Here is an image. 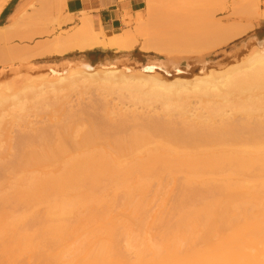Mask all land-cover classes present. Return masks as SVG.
<instances>
[{
    "label": "bare ground",
    "instance_id": "bare-ground-1",
    "mask_svg": "<svg viewBox=\"0 0 264 264\" xmlns=\"http://www.w3.org/2000/svg\"><path fill=\"white\" fill-rule=\"evenodd\" d=\"M7 1L0 0V13ZM154 1L145 0V14L135 18L140 29L136 32L106 36L95 31L84 16L79 27L39 44L34 50L26 52L20 48V51L10 49L3 53L4 58L13 57L14 60L15 57L16 60L20 56L23 59L63 56L96 48L125 52L135 47L137 36L145 29L151 38L143 39L140 50L156 54L158 58L139 68V72L136 71L138 77L132 75L135 70L130 67L126 69L129 75L122 74V67L99 71L82 65V70L68 67L65 74L49 70L46 76L30 78L34 80L27 79L23 85H17L9 97L0 100V177L4 180L0 178L3 182L0 191L1 187L9 189L0 193V257H3L0 264H7L4 255L8 251H15L18 256L32 254L33 257L40 252L51 260H63V264H264V94H247L245 86L255 81L264 82V41L259 42L252 55L251 67L238 75L229 78L226 75L221 80L219 74L209 70L202 76L208 61L199 59L201 68L193 79L179 78L168 82L169 75H179L182 71L180 60L186 62L185 71L189 67L187 57L177 60L174 55L179 51V54L187 52V49H179L193 46L191 41L196 32L190 35L189 23L195 24L191 20L198 21V17L202 19L208 15L204 4L210 0H159L161 4L162 1L163 4L179 2L180 7L175 3L172 6L159 3L158 9L153 5L158 0ZM173 6L183 8L179 16L173 15ZM255 17L264 19V11ZM62 20L61 23L58 21L59 25L69 21ZM233 26L237 25H218L214 31L219 33V38L218 35L211 38L209 32V40L204 41L205 36H200L204 45H200V49L194 45L199 54L221 47L223 44L218 45L219 40L225 45V38L240 36L247 29ZM10 36V29L0 26V43ZM193 42L200 44L198 40ZM131 76L132 81L135 80L133 76L137 77L135 82H130ZM93 82L104 89L116 82L123 84L127 93L146 96L145 102L149 97L158 98L155 101L161 99L166 109H171L170 106L177 102L175 107L181 112L174 111L178 115L176 119L171 111L166 113L167 118L162 116L161 119L160 115L156 118V114L155 117L149 115L150 118L140 117L141 112L137 115L132 112L134 110L130 114L120 111L122 114L118 117L116 111L114 114L104 111V115L101 113L97 117V113L91 119L92 113L84 108L72 110L65 106L67 95L62 90L67 94ZM43 96H47V100ZM49 96L54 98L48 99ZM129 96L133 98L131 94ZM171 99L177 101L171 104ZM190 99L198 101L200 105L195 108L200 111L187 115L188 110L186 112L184 108L192 102ZM28 100L33 101L30 109L24 107L30 104ZM10 102L20 105L17 122L25 123L26 118L32 113L37 114L35 109L40 108L42 113L48 114L45 115L49 124L42 122L43 126L38 129V126L36 129L29 127L11 137V128L18 124L3 120ZM89 107L94 109L92 104ZM45 115L39 112L37 116ZM235 115L240 119L237 120ZM149 192L162 195V200L167 198H163L165 193L168 198L173 195L170 192L177 193V201L171 205L173 209L168 205L171 213L164 212L167 208L157 195L160 198L156 199L162 202L155 203L156 209L158 206L163 212L152 216L151 211V218L143 217L151 202L147 200ZM154 198L150 200L156 202ZM38 207H44L45 214L36 222L54 233L50 238L56 245L78 234L79 227L88 224L101 225L98 233L122 236L128 244L121 249L108 240L95 243L93 236L78 245L45 249L42 244L48 240L32 239L24 228L29 217L37 215L31 211ZM116 207L128 211V217L120 225H130L135 230L114 229L117 221L111 213ZM19 210L20 213L8 215ZM156 226L160 227L159 231H155L153 237L148 236ZM214 238H219L218 245L210 248L196 245L200 240L208 243ZM129 257L132 261H127Z\"/></svg>",
    "mask_w": 264,
    "mask_h": 264
},
{
    "label": "rangeland",
    "instance_id": "rangeland-1",
    "mask_svg": "<svg viewBox=\"0 0 264 264\" xmlns=\"http://www.w3.org/2000/svg\"><path fill=\"white\" fill-rule=\"evenodd\" d=\"M57 1H58V3H57ZM60 1L62 2V0H55V1L54 0H8L7 3L4 5L2 12L0 13V26H4V25L7 26L8 29H10V31L12 32V36H10L11 38L9 37L7 39L8 41L6 40L5 42H3V44H2V42L0 43V100L3 98L9 97L11 90H15L17 85H20V84L23 85L24 83H26L27 79H30V78L36 79L37 77H41V76L43 77V75L46 76L47 73L50 71H57V72H60V74H61V72H63L65 74L67 72L68 67H70V70H82V65H86V66L88 65L91 68H93V70L96 69L99 71L104 70V69H109V68L110 69H112V68L117 69V68L122 67V74H124V75H127V74L129 75V73L126 72V69L128 67H130L131 70H135L134 72H132V75H136V74L138 75L139 68H141L143 65L147 64L151 60H155L158 58V56L156 54L145 53V52H142V50H140L141 45L144 42L143 39L146 40L148 37L151 38L150 32L148 34L147 31L145 32V29H142L144 27L141 28L142 29L140 32L141 35L137 36L135 47L130 51L118 52V51L109 50V49H98V50H95L94 52H91V53L86 52V51L85 52L75 51L72 53L70 52V53L63 55V56H45V57H39L38 56V58L36 56V57H34L35 59L34 58L31 59L32 56H30V58L26 57V59H23L22 56H20V59H19V57L17 56L18 58L17 57L16 58L18 60L17 59L15 60V57H14V60H12L13 57H11L12 59L11 58L10 59L4 58L3 53L6 50H10V49L19 50L21 48L20 50H23L26 52L31 51V50H34V48L36 46H38L39 44L50 42L55 37L62 35V34H65L66 32H71L73 30L74 27L68 28V25H67L68 22H64V24L62 23L60 25L58 23V21L61 23L63 21L62 19H65V21L67 19H70V16H68L66 13H64V9L60 8V5H61ZM142 1H143L142 10L136 14L134 19L130 20L126 24V26H127L126 31H130L133 33V32H136V30H140V29H138V25L135 21L136 20L135 18L137 17V15L143 16L145 14L146 2H145V0H142ZM155 1H154V3H155ZM177 1H180V0H177ZM243 2H245L247 4H245ZM159 3H160V1L158 0V1H156L155 4H153V3L152 4L154 6L156 5V9H158L157 7L161 6L163 4V1H162V4L160 3L161 5H159ZM174 3L178 4V6L180 7L179 2L178 3L174 2ZM174 3L173 4L169 3V4L172 6V5H174ZM206 3H208V4H206ZM206 3L204 4V6L206 5L205 9L207 10L208 15H206V17L204 16L202 19H201V17H198V19H197L198 21H196V19L191 20V21L195 22V24L196 23L197 24L195 26V24L190 21L191 22V23H189L190 27L188 26V29H187L189 32H191V34L190 33L189 34L192 36L196 32V34H195L196 38L194 35L193 39L198 40L200 42V44L197 43V45H196V43L193 42L194 41L193 40V41H191L193 43V46L190 44V46H188L189 49L187 47L185 49H179L182 51L187 49V52H185V53L183 52V53L179 54V52H180L179 51L178 54H177V52H175L176 53L175 55L173 54L174 58H175V56H177L175 58L177 60H180L182 58L187 57V59L189 61L188 62L189 67L185 71L184 65L186 62L180 60L181 62L179 61V64H180L179 68L182 71L180 72L179 75H173V74L169 75L168 82H173L174 80L179 79V78H181L183 80H191V78L193 79L194 76L199 74V71L201 68V64L199 62L202 60L208 61V63L205 66L206 69L203 71L204 74H202V76H205V74L207 75L209 70L212 73L214 71L215 73L219 74L218 76L222 77L221 80L222 79L224 80L227 77L226 75H228V78H229V76L231 77L232 75H238L239 72L245 71L251 67L252 62L250 59H251L252 55L254 54V52L256 51V48H258L259 42L263 43V41H264V30H258L257 29V25L258 24L261 25L263 20L260 18L256 19V17H255V14H258V13L260 14L264 11V10H262L264 8V0H223V1L222 0H215V2H214V0H210V2L208 1ZM251 3H252V5H251ZM157 4H158V6H157ZM164 4L167 5L168 3L165 2ZM169 4H168V6H169ZM245 5H247V6H245ZM175 6H173L172 9H175ZM194 6H197V4H194ZM206 7H208V8H206ZM201 8H203V7H201ZM209 8L212 9L213 11L210 10ZM246 8H248V9H246ZM170 10H171V8H170ZM176 10L178 11V13L176 12ZM239 10H240V12H239ZM248 10H250V11L248 12ZM174 11L177 14L174 13L173 15L179 16L180 15L179 13L180 12L182 13L183 8L179 9L177 7ZM241 13H242V15H241ZM231 14H233L232 18H230ZM239 14H240V16H239ZM246 14H247V16H246ZM252 15L254 18L252 17ZM10 16H12L13 18L12 17L10 18ZM199 18H200V20H199ZM205 18H206V20H205ZM11 19H12V21H11ZM60 19H61V21H60ZM215 23H217L219 26L220 25H222V26H228L229 25L232 27V25H237V26H233V27H237V28L238 27L239 28L244 27V29L246 27L247 29H245L244 34L242 33V35L240 34V36L237 35L235 38L231 37L232 39L229 37L225 38L226 39L225 45H224V41L220 42V40H219L218 45L223 44V45H220L221 47H219V46H217L216 48L213 47L210 50H206L202 53L200 52V54H199V50H198L199 46L204 45V44H201L203 41V38H201L200 36H202V37L205 36L204 41H206V38L209 35V33H210L209 36L213 39L215 37H217V35L219 34L218 32H216L218 25L217 24L215 25ZM213 25L215 27H213ZM192 26L194 29L192 28ZM214 29L216 31H214ZM196 30L198 31V33ZM192 32H194V33H192ZM204 32H206V34H204ZM199 33H201V34L198 36ZM213 33H215L216 35L215 34L213 35ZM212 35H213V37H212ZM211 38H207V40H209ZM218 38H219V35H218ZM200 39H202V40H200ZM227 39H230V40H227ZM194 45L198 48H195ZM191 52H193V53H191ZM194 52H196V53H194ZM188 53L192 57L189 56ZM196 54H198V55H196ZM181 55H182V57H181ZM24 58H25V56H24ZM192 59L194 61H192ZM196 59H198V61H196ZM199 59H200V61H199ZM226 69H228V70H226ZM224 70L227 72H225ZM136 71H138V72H136ZM229 71L231 73H229ZM220 73H222V75H220ZM223 75H224V78H223ZM136 76H133V77H135L134 78L135 80L138 77V76L137 77ZM34 79H30V80H34ZM132 79L133 78L131 76L130 82H135V80L132 81ZM218 79H219L218 81H220V78H218ZM97 85L98 84L94 83V82L90 83V84H83L82 85L83 87L79 86L78 89L75 88L70 93L69 92L67 93V91H66L67 94H65V92H64L65 90H62L63 94L67 95V99L65 100V102H66L65 106H67V108H71L72 110H80L81 108H84V110H87L89 113L90 112L92 113V114L90 113L91 119L93 117L95 118L97 113H98L97 117L99 115H101V113H102V115H104V111H108V112L111 111L113 114L116 111L117 112V113H115L116 117H118V115H120L122 113L128 114V112H129V114H130V113L134 112L137 115L142 114V116H140V117L146 116V118H148V117L150 118V116L155 117V114H156V118L158 117V115H160L161 117L163 116L164 118H167L168 115H166V113H169L170 111L172 112V114L174 113L175 110H176L175 113L181 112V110L179 108H177V106L175 107L177 100L171 99V102H170L171 104H172V102H174V103L176 102V103H175V105L170 106L171 109H166L163 106L164 104L162 103L163 101L161 102V99H159L160 101L159 100L155 101L154 99H158V98H156V97L152 98L151 97L152 99H150V97L147 96V97H149L150 100L146 99V102H145L144 99L146 98V96H144L145 98H142L143 96L141 93H139L140 96L137 95L136 92H135V95H134V92L133 93H127L128 90L125 89L124 87H122L123 84L121 86L120 84H117V82H116L113 85H111V87L113 86L112 88L107 87L109 90L107 88L104 89L103 87L99 88ZM245 86L247 89V91H246L247 94H251V95L264 94V82L255 81L253 83L246 84ZM112 89H114V90H112ZM106 90H108V91H106ZM110 91H112V92H110ZM62 92H61V94H62ZM111 93H112V95H111ZM68 94H70V95H68ZM113 94L115 97L113 96ZM120 94H121V96H120ZM127 94H128V96H127ZM129 94H131L133 96V98L136 97V99H134V100H137V98L139 100V98H140L139 102H138V100L137 101L132 100L133 98H131L129 96ZM45 95L48 96V93H46ZM50 95L53 96L52 93ZM47 96H43L42 98L45 97L44 99L47 100V98H46ZM122 96H123V98H122ZM50 97L51 96H49L48 99H50ZM53 98L54 97H51V100ZM103 98H105L106 101H102V100H104ZM193 100L190 99V101H192V102H188L189 106L188 107L186 106V108H184L185 111L188 110L187 115L194 114V113H192V111L195 113L200 111V108H195V107H198V104H199L198 101L196 100L197 102H195V99H193ZM133 101L135 102L134 104H132ZM32 102L33 101H31V102L29 101L30 106L27 105L28 103L26 105L24 104L25 105L24 107L27 106L26 108L30 109ZM25 103H26V101H25ZM91 104H92V107H94V109L89 107V106H91ZM135 104H136V106H135ZM87 105H89V106H87ZM78 106H79V108H78ZM115 106H117V108ZM35 107H37V105ZM144 107H146V108H144ZM190 107H192L191 110H189ZM199 107H201V106H199ZM33 108H31L32 111H33ZM19 109H20V105L18 103L15 104L13 102L11 104V102H10V106L6 109L5 115L3 116L4 117L3 120H5L6 122H10V123L12 122L16 125L18 124L14 128H11V130H12L11 137L15 136L17 131H19V130L24 129V131L25 130L27 131L30 129L29 127H34L36 129L37 126H38L37 129H38L45 124L44 122H46L47 125L49 124L48 123L49 121L46 118V116L48 114L46 112L42 113L41 112L42 109H40V108H38V110L35 109L37 111V114L36 113H32V115L30 114V117L26 118L25 123L17 122L20 119L19 118L20 117ZM127 109H128V111H127ZM195 109H198V110H195ZM99 110H102L103 112H99ZM132 110H134V111H132ZM189 111H191V112H189ZM39 112L41 113V115H45V114H47V115L41 116V117L37 116V115H39ZM140 112H141V114H140ZM228 112H230V111H228ZM175 113L172 115V117L174 119L178 118L177 117L178 115ZM228 114H230V113H228ZM115 115H112L113 118H115ZM160 116L158 118H160ZM163 117L161 119H163ZM235 117L237 120L240 119L239 115H235ZM1 121L2 120H0V124H1ZM27 121L30 123H28ZM39 121H41V122H39ZM42 122H43V125H42ZM38 124H40V125H38ZM27 128H29V129H27ZM0 178L2 179V181H4L2 177H0ZM1 179H0V183L2 184L3 182H1ZM6 190L9 191V189H7V187H1L0 193H3V191H6ZM149 193H151V192H149ZM149 193H147V194L149 195ZM170 193L173 194L170 196L171 198H168L169 197L168 193L167 194L165 193L166 195L164 194L163 198L167 197V198H164L166 200H162V195L157 194L158 196L160 195L161 198L160 197L159 198L162 201H164L163 206H165V209L167 208L169 210L168 211L166 209V210H164V212L166 211L168 213H171L170 209H173L172 206H174L175 205L174 202L177 201L175 199V197H178L177 193H174V192H170ZM152 194H153V192L150 195L152 197L154 196L155 197V198L153 197L154 199H156V197L158 198V196L155 193L153 195ZM150 195H149V198L147 197L148 198L147 200L154 203L155 206L153 204H151V202H150V204H148V206H147L148 209L145 210V212H147V213H144L143 217L147 216L148 218H151L152 216H154V214H156V212L158 213L161 211L160 209H158V206L156 209L155 203L160 204V202H162V201L160 200V202H159V200H158L159 198H158V199H156V202H154V200L153 201L150 200V199H153V198H151ZM168 205H170V207H172V208H170ZM156 210H158V211H156ZM44 211H45L44 207L43 208L38 207L37 209L32 210L31 213H33L34 215L37 214V215H35L36 218L35 217H29L30 221L25 224L26 226L24 228H27L28 234H30L32 236V239H35V240L47 239L48 243L42 244L45 249L49 250L52 247H57V246H61L64 248L67 245H70V246L78 245L80 243L88 242V238L89 237L92 238L93 236H95V239L93 240V242H95V243H102L103 241L108 240L110 244H114L116 247H120L121 249H122V247L125 248L126 244H128L127 239L122 237V236H119V235L109 236L107 234L98 233L99 230L102 228L101 225H90V224H88V225H83V226L79 227L80 232L78 234H76V235H74L68 239H64L61 242V245H60V243H59V245H56L55 242H52L51 241L52 239L50 238V236L53 235L54 233H51L50 230L46 229L45 226L36 222V219H40L43 217V215L45 214ZM20 212H21L20 210L19 211H13V212L8 213V215H10L11 213L16 214V213H20ZM150 212H151V214H153L152 216H150ZM153 212H155V213H153ZM161 212H163V210ZM111 214L116 218L115 220L117 221V222L115 221L116 227H114V229L121 230V229L125 228L127 230H135V227H133V226H130V225L121 226L120 225L121 221L128 217V211L121 210V209L116 207V209L114 211H112ZM38 216H39V218H38ZM33 220H35V221H33ZM145 221H148V220L146 219ZM158 228H160V227H157V226L154 227V229L150 231V233H149L150 235L148 234V236L153 237V235L156 234L155 231H159ZM217 239H219V238L211 239V240H209L208 243H203V241L200 240L196 243V245L199 248H210L214 245L219 244V243H217V241H218ZM8 241H10V240L8 239ZM33 244L35 245V243H33ZM232 244L237 245V246L244 245V243H232ZM254 244H258V243H254ZM10 245H11V243H10ZM126 253H128L129 255H131V254L134 255V252L132 253V251H131V254H130V252H126ZM126 253H125V256H126ZM129 255H127V257ZM39 256H42V258H39ZM131 257H129V260H127L126 258H124V259H126L127 261H130ZM2 258L3 257H0V263L2 261ZM132 258H133L132 260H134L135 255ZM4 259L6 260L7 264H10V263L11 264H63V260H60V261L51 260L49 257L43 255L40 252L37 253L36 257H33L32 254H26L23 256H18L15 251L10 252V253L8 251V254L4 255Z\"/></svg>",
    "mask_w": 264,
    "mask_h": 264
},
{
    "label": "crops",
    "instance_id": "crops-1",
    "mask_svg": "<svg viewBox=\"0 0 264 264\" xmlns=\"http://www.w3.org/2000/svg\"><path fill=\"white\" fill-rule=\"evenodd\" d=\"M62 2L61 8L70 16L67 21L68 28L79 27L81 25L79 21L85 16L95 31L106 36L119 35L126 31V24L142 10L143 4L142 0H62ZM262 20L261 25H257L258 30H264V19ZM98 49L86 52L91 53Z\"/></svg>",
    "mask_w": 264,
    "mask_h": 264
}]
</instances>
